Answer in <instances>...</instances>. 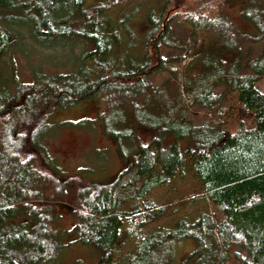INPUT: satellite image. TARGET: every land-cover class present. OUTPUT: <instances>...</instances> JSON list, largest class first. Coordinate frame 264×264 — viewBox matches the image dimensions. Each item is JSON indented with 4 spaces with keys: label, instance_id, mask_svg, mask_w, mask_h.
<instances>
[{
    "label": "trees",
    "instance_id": "16d2710c",
    "mask_svg": "<svg viewBox=\"0 0 264 264\" xmlns=\"http://www.w3.org/2000/svg\"><path fill=\"white\" fill-rule=\"evenodd\" d=\"M228 1L236 0H202L178 20L189 28V47L174 31L170 0L148 11L141 33L133 26L141 5L127 0L90 7L87 0H0V68L15 71L14 24L28 26L45 47L60 40L86 47L68 74L45 73L17 87L12 74L13 85L0 84V264H47L77 244L99 255L96 264H228L238 246L245 253L238 264H264V93L257 87L264 78V0H237L252 34L232 21ZM172 50L182 53L181 68L165 56ZM162 73L169 78L156 85ZM96 98L126 167L112 185L81 188L75 225L58 232L52 204L65 195L58 181L66 178L38 129L48 114ZM197 109L216 119L195 125ZM240 115L250 125L240 121L233 132L229 122ZM140 130L152 135L148 142ZM187 175L218 213L201 207L149 228L177 213L168 214L153 192ZM179 240L196 247L176 263Z\"/></svg>",
    "mask_w": 264,
    "mask_h": 264
},
{
    "label": "rangeland",
    "instance_id": "374dc122",
    "mask_svg": "<svg viewBox=\"0 0 264 264\" xmlns=\"http://www.w3.org/2000/svg\"><path fill=\"white\" fill-rule=\"evenodd\" d=\"M101 0H87V7ZM131 3L141 5L140 13L134 21L133 26L137 32L145 31V18L150 9L159 11L167 0H127ZM169 16L176 21L174 31L179 39L191 47L193 41L190 38L189 28L178 20L186 17V12L196 9L202 0H170ZM209 0H204L207 2ZM243 3L240 1H228L227 11L236 26L247 34L254 32L241 17ZM17 35L18 42L13 49L15 71L5 64L0 68V84L13 85L15 75L17 84L32 85L38 81L39 76L45 73L52 75H63L73 71L78 65V58L85 51L84 43L77 40L52 42L49 47L40 45L34 39L28 26L10 25ZM201 42H206L207 37L202 34ZM256 53V52H255ZM165 56H174L175 68H181L180 59L182 53L178 51H165ZM169 78L166 73L154 77L156 85L164 83ZM10 79V80H9ZM13 81V82H12ZM258 89L264 93V78L258 83ZM13 93L11 92V95ZM96 99H87L80 105L68 110H59L45 119V124L39 127L41 145L47 149V155L52 164L60 172L61 184H65V195L53 202L52 212L56 218L54 225L58 232L69 231L76 223L77 194L83 187L89 185L107 186L117 182L126 165L122 162L116 143L109 137L103 128L99 116L104 107ZM228 104H225V108ZM242 115V114H241ZM229 122V129L237 131L240 121L247 126L251 120L243 121V117ZM193 123L197 126L206 122L214 121V114L207 110L197 109L191 112ZM44 121V120H43ZM212 121V122H213ZM152 135L146 131H139L138 137L141 142L149 141ZM152 199L158 204L168 205L170 212H177L161 221L151 224L149 228L168 223L177 216L195 215L199 208L210 209L218 213V209L207 204L203 199L195 181L187 175L185 179L177 178L165 188L153 192ZM70 240L72 238H69ZM65 241H69L65 239ZM196 245L193 241L179 240L174 244L177 252L176 263L187 259ZM231 262L238 264L239 257L243 258L245 253L241 248L235 247ZM99 255L86 246L77 244L70 248H63L56 258L47 264H96Z\"/></svg>",
    "mask_w": 264,
    "mask_h": 264
}]
</instances>
